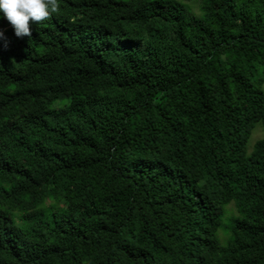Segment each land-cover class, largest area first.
<instances>
[{
    "label": "trees",
    "instance_id": "16d2710c",
    "mask_svg": "<svg viewBox=\"0 0 264 264\" xmlns=\"http://www.w3.org/2000/svg\"><path fill=\"white\" fill-rule=\"evenodd\" d=\"M185 1L0 19V264H264V0Z\"/></svg>",
    "mask_w": 264,
    "mask_h": 264
},
{
    "label": "clouds",
    "instance_id": "9594fccd",
    "mask_svg": "<svg viewBox=\"0 0 264 264\" xmlns=\"http://www.w3.org/2000/svg\"><path fill=\"white\" fill-rule=\"evenodd\" d=\"M61 13V0H0V19L12 26L17 38L32 36L31 24ZM5 33L0 30V40Z\"/></svg>",
    "mask_w": 264,
    "mask_h": 264
},
{
    "label": "rangeland",
    "instance_id": "374dc122",
    "mask_svg": "<svg viewBox=\"0 0 264 264\" xmlns=\"http://www.w3.org/2000/svg\"><path fill=\"white\" fill-rule=\"evenodd\" d=\"M187 5L190 6L192 12L196 15H200L201 11H200V0H192V1H185ZM250 7L253 11H256V5L255 4H250ZM264 137V132L261 128V126H259L253 133L252 138L250 139L249 143H248V148L250 150L253 149L254 145L256 144L257 141L261 140ZM230 212H234V208L230 207L229 208ZM229 222L226 221V225H228ZM225 231V229L223 230Z\"/></svg>",
    "mask_w": 264,
    "mask_h": 264
}]
</instances>
